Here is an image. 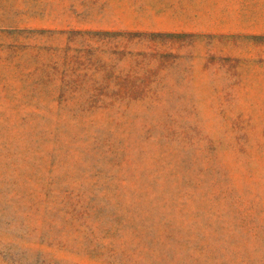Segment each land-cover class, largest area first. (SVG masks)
Returning <instances> with one entry per match:
<instances>
[{
	"label": "rangeland",
	"instance_id": "374dc122",
	"mask_svg": "<svg viewBox=\"0 0 264 264\" xmlns=\"http://www.w3.org/2000/svg\"><path fill=\"white\" fill-rule=\"evenodd\" d=\"M0 264H264V0H0Z\"/></svg>",
	"mask_w": 264,
	"mask_h": 264
}]
</instances>
